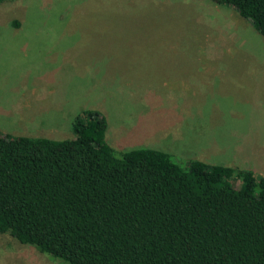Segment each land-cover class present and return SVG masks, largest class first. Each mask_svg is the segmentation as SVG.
<instances>
[{
    "label": "rangeland",
    "instance_id": "obj_1",
    "mask_svg": "<svg viewBox=\"0 0 264 264\" xmlns=\"http://www.w3.org/2000/svg\"><path fill=\"white\" fill-rule=\"evenodd\" d=\"M81 109L104 114L116 150L264 176V37L213 0L0 3V130L72 137ZM0 264L66 263L2 233Z\"/></svg>",
    "mask_w": 264,
    "mask_h": 264
},
{
    "label": "trees",
    "instance_id": "obj_2",
    "mask_svg": "<svg viewBox=\"0 0 264 264\" xmlns=\"http://www.w3.org/2000/svg\"><path fill=\"white\" fill-rule=\"evenodd\" d=\"M213 1L264 37V0ZM105 128L81 109L72 137L0 130V234L66 264H264V176L116 150Z\"/></svg>",
    "mask_w": 264,
    "mask_h": 264
},
{
    "label": "crops",
    "instance_id": "obj_3",
    "mask_svg": "<svg viewBox=\"0 0 264 264\" xmlns=\"http://www.w3.org/2000/svg\"><path fill=\"white\" fill-rule=\"evenodd\" d=\"M189 52H190V54H191V51L189 50ZM196 52H197V50H196ZM193 53V52H192ZM192 56V55H191ZM197 56H198V52H197ZM188 64V66L189 67H192V68H197L198 66H199V64H201L200 62H199V59L196 57V59L194 58L193 59V57L191 58V62H189V63H187ZM175 66V65H174ZM185 66H186V64H182V65H179V67H180V71H182V72H185ZM174 68V67H173ZM174 70H175V68H174ZM172 79V78H171ZM197 111V110H196ZM199 111V110H198Z\"/></svg>",
    "mask_w": 264,
    "mask_h": 264
}]
</instances>
